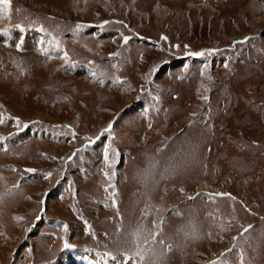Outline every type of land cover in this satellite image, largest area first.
I'll use <instances>...</instances> for the list:
<instances>
[{
    "label": "rangeland",
    "instance_id": "obj_1",
    "mask_svg": "<svg viewBox=\"0 0 264 264\" xmlns=\"http://www.w3.org/2000/svg\"><path fill=\"white\" fill-rule=\"evenodd\" d=\"M9 7L0 28L38 27L54 55L0 36V264H55L61 238L117 264H264V0Z\"/></svg>",
    "mask_w": 264,
    "mask_h": 264
},
{
    "label": "bare ground",
    "instance_id": "obj_2",
    "mask_svg": "<svg viewBox=\"0 0 264 264\" xmlns=\"http://www.w3.org/2000/svg\"><path fill=\"white\" fill-rule=\"evenodd\" d=\"M43 9V8H42ZM1 11H2V8H1V6H0V13H1ZM263 31V30H262ZM262 31H260V32H262ZM262 33H264V31L262 32ZM3 36V35H2ZM12 38H14V37H16V38H18L19 36H18V33H15V34H13V35H10ZM2 38L3 37H0V44H1V42H2ZM12 38H9V39H12ZM22 39H25V42H24V45L27 47V50L33 55V53L34 52H36L35 51V49H34V47H32L31 46V44H30V42L28 41V36L27 37H22ZM32 47V48H31ZM37 53V52H36ZM35 54V53H34ZM37 55V54H36ZM69 254V253H68ZM69 261H71L70 263L71 264H80L79 262H77V260H73V259H70V257L68 256V255H66L65 253H60V255H59V257H58V259H57V261L55 262V264H68L69 263ZM197 264H200V262H198Z\"/></svg>",
    "mask_w": 264,
    "mask_h": 264
},
{
    "label": "snow or ice",
    "instance_id": "obj_3",
    "mask_svg": "<svg viewBox=\"0 0 264 264\" xmlns=\"http://www.w3.org/2000/svg\"><path fill=\"white\" fill-rule=\"evenodd\" d=\"M0 4L4 5L3 11L5 13H7L10 10V7H9L10 6V0H0ZM107 23H108V21L104 22V24H107ZM77 27L81 28V27H83V25H77ZM128 39H129V37H124L125 42H127ZM246 39H251V38H246ZM208 51L211 52V51H214V50H208ZM192 55L203 56V55H205V53L204 52H199V53H193ZM109 128H111V125H109ZM105 131H108V129H105ZM69 159H71V157H69ZM29 171H31V170H29ZM47 176H51V173H48ZM219 195H223V194H219ZM65 227H67V226H65ZM67 246L68 245H65V247H67ZM113 259H115V258L113 257ZM131 259H132V257H129V260H131ZM125 264H127V262H125Z\"/></svg>",
    "mask_w": 264,
    "mask_h": 264
}]
</instances>
